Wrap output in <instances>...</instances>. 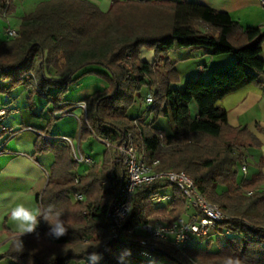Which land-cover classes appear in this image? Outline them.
<instances>
[{
    "label": "trees",
    "instance_id": "trees-1",
    "mask_svg": "<svg viewBox=\"0 0 264 264\" xmlns=\"http://www.w3.org/2000/svg\"><path fill=\"white\" fill-rule=\"evenodd\" d=\"M12 11V0H0V16ZM17 30V37L0 40V93L9 94L21 85L29 88L28 109L33 118H39L33 97H45L52 104V117L43 135H49L58 118L53 114L68 107L63 99L69 86L83 75H98L107 87L84 99L80 140L93 135L115 145L130 135L147 162L159 160L158 170L185 171L197 189L229 216L216 234L203 240L205 246L200 241L181 253L159 243L155 255L177 264H225L226 258L239 264H264V191L259 190L264 178L237 181L242 149L255 147L258 141L246 128L215 126L204 119L208 114L220 115L217 101L245 85L243 66L256 77L264 73L260 58L264 32L259 27L243 29L227 12L191 0H112L107 11L88 0H44L22 16ZM182 47L205 49L213 56L232 53L237 61L213 71L207 82L186 81L175 108L176 132L161 136L152 122L126 113L144 85L153 90L148 111L154 117L164 113L170 85L179 80L167 55ZM142 48L154 52L151 63L139 59ZM92 67L104 72L88 69ZM191 102L197 105L198 117L190 114ZM34 145L37 153L51 152L55 158L38 197L41 209L52 205L60 211L67 232L53 238L49 225L41 220L35 232L20 237L23 251L15 250L16 238L1 257L13 264H96L88 260L95 252L97 264H121L118 248L108 243V250L102 249L110 236L111 207L126 178L125 167L112 161L114 147L104 150L101 164L91 165L80 175L74 172L77 165L69 148L58 139L39 137ZM167 186L137 191L125 226L146 221L153 212H168L169 221L182 216L184 199L176 188L168 205L150 202L151 194ZM218 186L225 188L218 191ZM75 193L83 198L71 200ZM220 235L225 237L224 244L218 241ZM215 239L218 249L210 252ZM130 261L143 263L127 260L124 264Z\"/></svg>",
    "mask_w": 264,
    "mask_h": 264
},
{
    "label": "crops",
    "instance_id": "crops-1",
    "mask_svg": "<svg viewBox=\"0 0 264 264\" xmlns=\"http://www.w3.org/2000/svg\"><path fill=\"white\" fill-rule=\"evenodd\" d=\"M41 1L44 0L39 2ZM88 1L92 2L99 10L107 11L112 0ZM191 1L205 4L218 11L227 12L243 29L259 27L264 32V3H262L264 0ZM20 22L21 19L19 24ZM153 57L154 52L152 50L146 48L140 50L139 59L141 61L151 63ZM167 58L177 71L179 83L174 84L177 89L173 94L168 93L165 103V115L169 114L167 116L170 120L171 131L166 133L163 131L164 129L158 127L157 130L161 136L172 135L176 132L175 108L179 100L180 90L186 81L199 79L207 82L210 80L213 71L228 67L237 61L236 56L232 53L213 56L207 50L196 47L173 49L169 51ZM260 58L264 60V42L261 45ZM88 69L104 72L99 67ZM243 69L245 85L226 94L217 101L216 105L221 109L220 115L208 114L204 117L205 120L215 126L229 125L234 128H246L257 139V146L242 149L243 158L238 166V182L264 178V73L256 77L255 72L252 70L246 69L244 66ZM255 77L256 81L253 82L252 79ZM171 86L172 84L170 88ZM106 87L107 82L102 77L95 74L83 75L69 86L63 101L65 104L72 106V104L84 101L86 97L96 92L103 91ZM28 92L29 88L21 85L10 92L13 96L10 100L0 103V106L8 104V106L10 105L18 110L9 115L21 114L22 110L24 112L18 119L7 117V126L15 134L6 142L0 141V145L5 144V152L0 153V264H13L10 258H2L1 256L7 251L14 239L20 238L16 223L9 219L10 208L18 203L33 209L41 208L38 197L47 183L50 167L55 159L52 153H37L34 145L35 140L39 137L52 140L48 137L72 136L69 132L60 133L55 126L51 128L49 135H43L42 130L46 123H44V119L40 114L37 119L30 116L27 101ZM34 106L36 107L35 99ZM189 106L191 116L198 117L199 112L195 102H191ZM35 112L37 113L36 108ZM70 113L69 116L76 120L78 129L77 143L75 144L74 141L73 143L79 147L83 154L87 155L81 149L82 140L79 137L78 118L83 117V111L80 107H76ZM96 140L98 139L96 138ZM58 143L69 148L73 160L69 145L60 140H58ZM107 147L104 144L99 160L87 155L92 159L91 165L102 163L103 153ZM113 159L114 151L112 161ZM76 165L74 172L80 175L85 174L86 169L91 166L77 163ZM224 188V186L217 187L218 191H222ZM259 190L264 191V183H261ZM164 192H166V189ZM129 263L132 264L131 261ZM69 264H84V262H70Z\"/></svg>",
    "mask_w": 264,
    "mask_h": 264
},
{
    "label": "built area",
    "instance_id": "built-area-1",
    "mask_svg": "<svg viewBox=\"0 0 264 264\" xmlns=\"http://www.w3.org/2000/svg\"><path fill=\"white\" fill-rule=\"evenodd\" d=\"M5 35L8 38H15L18 36V30L11 27L6 28ZM146 102L152 105V96H148ZM72 107H80L83 116L86 115L84 101L74 103ZM17 111L16 108L10 106L0 107V122L9 114ZM70 112L71 110L62 109L53 115L59 116ZM78 120L80 121V118ZM5 130L7 129L3 127L0 133ZM8 132L10 133H8L7 140L15 134L12 130ZM49 138L58 139L69 145L73 160L77 164H92V159L83 154L70 137ZM102 142L108 147H114V163L122 164L126 169V178L120 185L115 203L111 207L110 236L106 242V244L114 245L121 252L119 256L121 263L124 264L127 260H142L143 262L151 260L155 255L154 248L159 243H168L174 249L184 253L188 247L197 245L202 238H210L216 234L219 224L229 218L219 205L210 202L197 189L193 179L185 171L158 170L159 160L154 159L147 162L130 135L115 145L108 139ZM3 152H5L4 143L0 145V153ZM243 169L245 170L244 167ZM162 185H172L180 191L184 199V214L171 221L153 219L146 215V221L126 227V221L132 213L135 193ZM165 189H157L150 195L149 200L153 206H159L163 200L169 202L173 199L174 194L164 192ZM73 196L75 200L83 198L81 194L75 193Z\"/></svg>",
    "mask_w": 264,
    "mask_h": 264
},
{
    "label": "rangeland",
    "instance_id": "rangeland-1",
    "mask_svg": "<svg viewBox=\"0 0 264 264\" xmlns=\"http://www.w3.org/2000/svg\"><path fill=\"white\" fill-rule=\"evenodd\" d=\"M39 1L40 0H12L13 11L10 13L8 12V13L2 15L3 18L0 17V40L7 38V36L5 35V29L6 28L11 27V28L18 29V24H19L21 17L25 14H28V13L34 11L37 4L39 3ZM177 83H179V80L172 83V86H171L168 93L173 94L176 91L177 88H175L174 84H177ZM152 93H153V90L150 89L149 86H147V85L142 86L140 88L139 92L135 95L134 102L128 108L126 114L130 118L142 116L145 123L152 122V126L154 128L158 129V127H161L162 129H164L163 131L168 133L171 131V126H170V120L168 117L169 114H167L168 116L165 115V105H164V113L157 116V117H154V114L150 113L148 111V107H150L151 104H148L146 102V98L148 96H152ZM168 93H167V95H168ZM11 97H13V96L10 93L9 94L0 93V103L5 102L6 100H10ZM34 99L36 101V107L35 108H36L37 113L41 115V117L44 119V123L47 124V121H49L52 117V114L50 112L52 109V104L47 103V99L45 97H43L42 95H35ZM166 99H167V96H166ZM165 103H166V100H165ZM72 108L73 107L71 105L70 106L68 105V107H66L63 110L64 111L65 110L66 111L72 110ZM23 113L24 112L22 110L21 114H23ZM15 114L16 115H8V116L11 119L12 118L18 119L21 115L20 113H15ZM70 114L71 113H67L64 115L57 116L58 118L53 120V124H52L51 128L55 126V128H57L58 131H60V133H64V131L71 133L72 136H69V137L76 144L77 143V131H78L77 123L73 117L69 116ZM7 117L2 122H0V129H2L3 127L7 129V130L3 131L2 133H0V141H4V142L7 141L8 133H10L8 131L11 130L10 127L7 126L8 125ZM51 128H49V129L51 130ZM103 147H104V143L96 140V137L93 135H90L86 140L81 141L82 151L84 153H86L87 155L93 157L96 160H99L100 155H101L102 150H103ZM48 153H51V152H48ZM78 168H79V166H78ZM166 192L168 194L172 195L174 193V187L172 185H168L166 187ZM70 198H71V200L76 201L73 194H71ZM167 202L168 201L163 200L161 202V204L160 205L158 204V205L159 206H166L168 204ZM150 217L153 219H161V220H165V221H169V218H170L168 215V212H164V213L153 212ZM204 239L205 238L201 239V241H202L201 245L202 246H205V241H203ZM212 241L213 242H211L210 246H209V251L215 252L218 249V243L216 242V239L212 240ZM218 241H220L221 244H224L225 237L220 235V237L218 238ZM108 246L110 247V245L105 243L102 246V249L104 251H107ZM93 262L99 263V260L96 259ZM121 264H123V263H121ZM132 264H134V263H132ZM141 264H177V263L172 261L170 258H168L166 256L155 255L153 259H151L147 262H143Z\"/></svg>",
    "mask_w": 264,
    "mask_h": 264
},
{
    "label": "clouds",
    "instance_id": "clouds-1",
    "mask_svg": "<svg viewBox=\"0 0 264 264\" xmlns=\"http://www.w3.org/2000/svg\"><path fill=\"white\" fill-rule=\"evenodd\" d=\"M9 219L16 223L19 229V236L35 232L41 220L49 225V235L53 238H59L67 232L65 222L61 219V212L54 209V206L49 205L46 209L29 208L22 203H18L9 210ZM23 241L17 238L14 242L16 251H23ZM99 256L92 252L88 256L89 261H95ZM225 264H239L238 260L226 258Z\"/></svg>",
    "mask_w": 264,
    "mask_h": 264
}]
</instances>
